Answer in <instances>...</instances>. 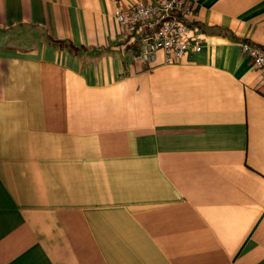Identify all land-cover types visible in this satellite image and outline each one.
<instances>
[{"label":"crops","instance_id":"crops-1","mask_svg":"<svg viewBox=\"0 0 264 264\" xmlns=\"http://www.w3.org/2000/svg\"><path fill=\"white\" fill-rule=\"evenodd\" d=\"M137 1L0 0V264H264V0L151 66Z\"/></svg>","mask_w":264,"mask_h":264},{"label":"built area","instance_id":"built-area-1","mask_svg":"<svg viewBox=\"0 0 264 264\" xmlns=\"http://www.w3.org/2000/svg\"><path fill=\"white\" fill-rule=\"evenodd\" d=\"M193 12L191 0H139L128 10H118L116 18L125 26L141 29L139 58L151 66L156 62L158 51L164 52L167 64L202 51L203 38L189 20ZM242 52L261 70L260 83L264 87V48L244 43Z\"/></svg>","mask_w":264,"mask_h":264}]
</instances>
